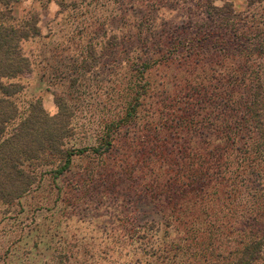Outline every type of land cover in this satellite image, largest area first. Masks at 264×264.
<instances>
[{"label": "rangeland", "instance_id": "374dc122", "mask_svg": "<svg viewBox=\"0 0 264 264\" xmlns=\"http://www.w3.org/2000/svg\"><path fill=\"white\" fill-rule=\"evenodd\" d=\"M13 17L38 29L21 43L18 122L60 102L72 131L57 146L67 166L50 153L24 162L33 183L0 201V264H235L255 240L250 258L264 264V164L262 180L232 169L204 199L175 200L173 140L152 158L154 132L170 126L162 100L185 80L209 85L249 59L244 70L264 76V0H20Z\"/></svg>", "mask_w": 264, "mask_h": 264}, {"label": "trees", "instance_id": "16d2710c", "mask_svg": "<svg viewBox=\"0 0 264 264\" xmlns=\"http://www.w3.org/2000/svg\"><path fill=\"white\" fill-rule=\"evenodd\" d=\"M19 1L0 0V201L8 205L25 194L33 183L31 175L20 168L24 162L40 160L43 154L50 153L61 155L66 158V166L69 164L68 151L57 146L63 145L72 131L66 107L60 102H57L58 115L49 116L37 101L29 115L18 122L22 114L13 98L22 85L15 80L25 76L30 65L21 43L31 34H38L35 27L15 25L13 6ZM252 61L236 62L233 71L212 75L214 81L209 85H193L185 80L178 95L173 92L163 98V103H167L162 106L164 125L169 121L170 126L154 132L152 158L164 161L161 141L173 140L181 159L178 169H171L168 177L172 184L169 188L175 189V200L204 199L212 185L228 183L232 169L247 173L244 179L240 178L242 184L251 178L262 180L259 168L264 164V76L261 71L244 70L243 66ZM132 115L126 114L121 123L131 122ZM159 133L165 134L164 137ZM107 145H111L110 141ZM181 179L186 181L180 185ZM154 182L158 183L157 176ZM155 193L161 194L158 187ZM257 216L249 219L255 220ZM252 243L235 264H255L258 257L250 256L261 252V243L259 240Z\"/></svg>", "mask_w": 264, "mask_h": 264}, {"label": "crops", "instance_id": "0c3cea01", "mask_svg": "<svg viewBox=\"0 0 264 264\" xmlns=\"http://www.w3.org/2000/svg\"><path fill=\"white\" fill-rule=\"evenodd\" d=\"M25 1V0H24Z\"/></svg>", "mask_w": 264, "mask_h": 264}]
</instances>
